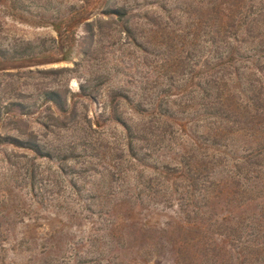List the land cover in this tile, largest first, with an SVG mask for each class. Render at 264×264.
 <instances>
[{
	"label": "trees",
	"instance_id": "obj_1",
	"mask_svg": "<svg viewBox=\"0 0 264 264\" xmlns=\"http://www.w3.org/2000/svg\"><path fill=\"white\" fill-rule=\"evenodd\" d=\"M150 13H143V24L136 26L131 7L113 4L100 18L82 22L90 43L93 33L99 36L106 27L144 56L167 54L169 66L187 77L180 79L182 85L164 74L160 84L108 90L103 113L121 131L116 157L126 164L118 176L132 183L126 191L135 192L137 202L156 190L161 194L157 204L175 206L186 219L187 225L180 226L182 238L173 243L171 264H264V0H192L188 9L159 3ZM28 50L36 54L32 47ZM80 54L90 58L85 49ZM63 73L35 72L50 80ZM110 81L108 74L95 75L79 84L75 95L49 86L36 91L32 105L3 103L0 115L30 116L40 101L62 118L59 128L64 129L76 122L74 100H92ZM186 88L189 106L180 109L171 91ZM124 108L132 117L125 118ZM182 117L194 127L192 135L183 130ZM169 145L179 147L178 160L158 163L154 156ZM0 147L23 149L57 164L80 158L71 150L53 151L6 135L0 136ZM67 168V175L79 174ZM25 172L35 197L39 174L32 164ZM66 187L74 202H81L75 183L69 181ZM222 197L229 205L237 198L242 209L261 205L243 216H208L210 205Z\"/></svg>",
	"mask_w": 264,
	"mask_h": 264
},
{
	"label": "rangeland",
	"instance_id": "obj_2",
	"mask_svg": "<svg viewBox=\"0 0 264 264\" xmlns=\"http://www.w3.org/2000/svg\"><path fill=\"white\" fill-rule=\"evenodd\" d=\"M159 3L188 9L192 0H0V107L7 101L32 105L36 91L49 86L75 95L88 78L108 74L111 79L92 100H74L76 122L64 129L59 128L62 118L40 101L30 116L0 115V136L80 155L57 164L23 149L0 147V264H171L173 243L182 238L180 226L187 225L186 219L175 206L157 204L161 194L156 190L139 202L135 192L126 191L132 183L120 180L118 172L126 164L116 157L122 148L121 131L103 112L106 94L114 86L160 84L164 74L174 83L187 77L169 66L171 59L162 51L144 56L131 49L122 34L106 27L99 36L93 31L90 43L82 30L83 20L100 18L113 4L131 7L134 25L140 26L142 14H151ZM82 49L90 55L87 60ZM12 53L23 56L13 58ZM59 69L65 73L55 80L35 74ZM188 93L187 88L171 91L180 109L189 106ZM123 113L132 117L125 108ZM185 118H180L183 130L192 135L196 131ZM179 154V147L169 145L154 157L158 163L174 164ZM30 164L39 174L35 197L26 179ZM67 167L79 174L67 175ZM69 181L75 183L81 202H74L66 187ZM237 200L229 205L222 197L207 215L243 216L261 205L242 209Z\"/></svg>",
	"mask_w": 264,
	"mask_h": 264
}]
</instances>
